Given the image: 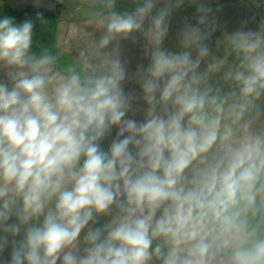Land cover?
Wrapping results in <instances>:
<instances>
[{"label": "clouds", "instance_id": "9594fccd", "mask_svg": "<svg viewBox=\"0 0 264 264\" xmlns=\"http://www.w3.org/2000/svg\"><path fill=\"white\" fill-rule=\"evenodd\" d=\"M133 2L86 0L102 34L68 60L32 51L33 20L0 19V261L264 264V25L213 53L212 9L190 0L197 23L173 52L185 0ZM137 34L150 59L134 74L142 97L125 91L119 53Z\"/></svg>", "mask_w": 264, "mask_h": 264}, {"label": "trees", "instance_id": "16d2710c", "mask_svg": "<svg viewBox=\"0 0 264 264\" xmlns=\"http://www.w3.org/2000/svg\"><path fill=\"white\" fill-rule=\"evenodd\" d=\"M54 9L27 5L17 8L10 5H0V19L5 16L12 17L15 23H22L25 19L34 21V40L32 51L39 54L42 48L51 49L54 46L60 51L63 59L68 60L72 54L63 52L59 45V23L62 22L64 13L67 11L66 4L61 0H51ZM211 7V18L216 22V31L212 34L209 46L213 53L217 52L216 41L223 39L225 34H230L241 28L257 31L264 25V0H205ZM161 7L163 4L160 5ZM135 3L128 0H119L116 10L119 12L134 11ZM42 14L43 22L37 19V14ZM196 7L185 0L184 4L175 10L169 22V34L166 44L171 45L172 32L188 20L197 21ZM176 51V50H175ZM207 65V64H206ZM117 129H113L111 135L102 142V148L107 150L111 140L115 138ZM12 222H15L13 219ZM104 223L102 218L100 225ZM11 239V237L9 238ZM17 239H22V235ZM11 246L3 253V258L10 262ZM3 264V261H0Z\"/></svg>", "mask_w": 264, "mask_h": 264}, {"label": "rangeland", "instance_id": "374dc122", "mask_svg": "<svg viewBox=\"0 0 264 264\" xmlns=\"http://www.w3.org/2000/svg\"><path fill=\"white\" fill-rule=\"evenodd\" d=\"M66 4L67 11L64 13L62 22L59 23V45L63 52L73 54L75 48L79 47L82 43L90 41L91 39L99 38L102 33L97 32L93 22L91 21L88 11L85 7L86 0H61ZM119 0H117L118 2ZM130 1V0H128ZM133 1V0H131ZM10 5L17 8H23L27 5H33L36 7H44L47 9H54L51 0H0V5ZM186 23L196 25L197 21L188 20ZM179 26L171 34V45L164 44L165 48L169 51L179 52L181 50L179 41V32L186 24ZM148 22L146 21V27ZM136 41L131 39L127 41H121L119 44V53L122 62L127 67L129 73V79L126 80L124 87L126 92H135L138 97H142V89L135 78V73L142 65L145 68L150 63V59L146 56L145 41L142 35L137 34ZM111 48H116L113 44ZM176 50V51H175ZM207 67L206 63H202L201 70L203 71ZM136 110V115L133 117L132 112L128 113V118H135L138 122L143 120V110L147 105L138 98L132 105ZM117 134V132H116ZM116 136V135H115Z\"/></svg>", "mask_w": 264, "mask_h": 264}]
</instances>
